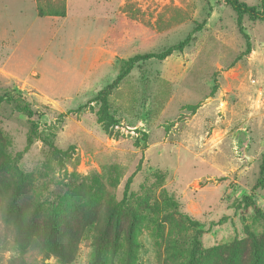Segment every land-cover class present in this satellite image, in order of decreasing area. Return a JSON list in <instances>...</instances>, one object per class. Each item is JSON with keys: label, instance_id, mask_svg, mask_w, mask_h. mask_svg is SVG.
I'll return each mask as SVG.
<instances>
[{"label": "rangeland", "instance_id": "rangeland-1", "mask_svg": "<svg viewBox=\"0 0 264 264\" xmlns=\"http://www.w3.org/2000/svg\"><path fill=\"white\" fill-rule=\"evenodd\" d=\"M65 1L0 0V96L33 112L0 103V264H264V22L224 0Z\"/></svg>", "mask_w": 264, "mask_h": 264}, {"label": "trees", "instance_id": "trees-1", "mask_svg": "<svg viewBox=\"0 0 264 264\" xmlns=\"http://www.w3.org/2000/svg\"><path fill=\"white\" fill-rule=\"evenodd\" d=\"M225 3L230 6V8L235 12L237 16V22L238 25H241V18L244 15H247L251 18L254 19H259L264 22V0H261V5L260 8L252 5H248L247 3L239 0H224ZM36 7H37V15L39 17H45V16H51V17H59L63 18L66 15V1L65 0H36ZM198 29L192 30L185 39H183L181 42H179L177 45H173L169 47L166 50H163L161 52L155 53V52H149L145 53L142 55H137L135 57L130 58L128 61L124 63V65L121 67V72L118 75L117 79L110 85H108L105 89H103L100 94H102V102H106V98L108 95V90L109 88L113 87V85L120 80L125 73L129 71V69L132 67V62L136 59H141V60H148L151 58H156L158 60H163L170 54H172L174 51H182L191 41L192 35L194 32H196ZM124 68V71H123ZM2 102H7V103H14L17 108L20 109V111H23L29 118L32 117V110L29 108L28 104H23L21 105L18 101H16L12 97H8L5 95L0 96V103ZM30 121V120H29ZM31 122V129L28 132L27 138H26V145L24 149L18 153L17 157L19 158L22 153L27 151L30 146L33 144L34 140L38 138V132L37 128L34 125V123ZM264 173V164L262 165L261 172L260 174L263 175ZM21 176H23L21 174ZM53 208H55V214L57 215L56 207L57 204L54 202H49ZM197 249V248H196ZM196 249L192 250V259L191 262H188L187 264H195L193 260L196 258L195 257V251ZM200 257V256H199ZM19 262H17L15 259L12 260L13 264H23L25 261L22 258L18 259ZM22 261V262H21Z\"/></svg>", "mask_w": 264, "mask_h": 264}, {"label": "crops", "instance_id": "crops-1", "mask_svg": "<svg viewBox=\"0 0 264 264\" xmlns=\"http://www.w3.org/2000/svg\"><path fill=\"white\" fill-rule=\"evenodd\" d=\"M37 17H39L38 15H37ZM40 18V17H39Z\"/></svg>", "mask_w": 264, "mask_h": 264}]
</instances>
